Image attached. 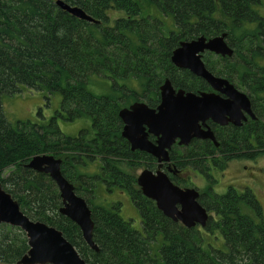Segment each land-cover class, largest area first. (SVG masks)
Wrapping results in <instances>:
<instances>
[{"label": "trees", "instance_id": "16d2710c", "mask_svg": "<svg viewBox=\"0 0 264 264\" xmlns=\"http://www.w3.org/2000/svg\"><path fill=\"white\" fill-rule=\"evenodd\" d=\"M55 1L0 0L1 187L31 221L60 231L87 264H264V208L252 191L238 194L230 187L223 195L204 196L209 212L205 227L187 229L166 218L153 201L142 195L134 177L124 174L126 178L117 182L133 200L140 227L136 229L119 213L98 208L85 196L94 223L93 241L98 246V252H94L84 242L80 229L59 214L61 201L55 183L48 175L26 167L35 155H57L53 140L60 134L57 119L64 116L62 112L71 121L95 116L101 127L104 122L108 131L118 135L119 110L135 97L130 82L155 83L156 91L168 79L176 90L205 91L202 79L170 62L181 42L200 36L226 33L233 56L212 59L207 54L203 56L206 68L230 83H241L253 96L264 99V17L255 10L261 1L61 0L80 8L99 24L70 16ZM144 7L161 13L171 25L167 28L151 13L144 17ZM112 11L123 12L125 17L109 26L108 13ZM97 75L111 83L107 94L95 95L88 90ZM22 89L60 95V112L43 119L38 110L39 123L10 124L2 99ZM117 91L130 94H123L117 101ZM257 106L264 112V101ZM259 117L249 129L251 160L264 151V123ZM246 134L245 130L244 138L238 140L243 152L248 146ZM228 154L229 158L217 159L213 153H179L173 154L172 160L190 159L213 183L215 169L224 171L232 159ZM248 154H235L234 159ZM132 167L136 166L128 168ZM110 172L114 180L119 178L115 170ZM87 190L77 189L81 196ZM28 249L20 229L0 224L1 264H16Z\"/></svg>", "mask_w": 264, "mask_h": 264}, {"label": "water", "instance_id": "95a60500", "mask_svg": "<svg viewBox=\"0 0 264 264\" xmlns=\"http://www.w3.org/2000/svg\"><path fill=\"white\" fill-rule=\"evenodd\" d=\"M55 5L74 18L97 24L78 7L69 6L61 0H56ZM225 39L226 34H222L209 40L199 37L181 42L173 50L170 62L177 69L187 70L202 79L227 99L215 94L197 95L183 89L175 90L166 79L160 86V104L156 111L144 104H134L118 113L125 124L122 137L131 144L132 150L146 152L162 163L168 160L166 149L176 140H179V145H187L193 138L215 142L213 133L201 130L199 123L212 120L222 126L229 122L240 125L241 107L253 117L246 96L236 91L226 79L214 76L202 60L204 52L231 58L233 50ZM135 124L138 128H135ZM149 134L158 137L157 145L147 141ZM60 163L52 155L39 154L33 156L27 166L32 171L48 175L55 183L62 199L59 213L72 221L80 229L86 245L98 252V246L93 241L91 211L85 200L74 193L73 186L61 175ZM137 185L142 195L153 201L166 218L188 229L196 225L205 227L208 212L197 204L198 194L194 190L176 187L161 171L154 174L144 170L137 178ZM176 205H180L181 210H177ZM0 224L18 227L25 234L29 250L17 264H87L60 231L44 223L33 222L24 215L18 203L1 185Z\"/></svg>", "mask_w": 264, "mask_h": 264}, {"label": "flooded vegetation", "instance_id": "af4514ba", "mask_svg": "<svg viewBox=\"0 0 264 264\" xmlns=\"http://www.w3.org/2000/svg\"><path fill=\"white\" fill-rule=\"evenodd\" d=\"M224 34H226V33H224ZM200 37H204V36H200ZM197 38H199V37H197ZM197 38H195V39H197ZM195 39H191L189 41H192ZM207 40H209V39H207ZM204 54H209V52H204ZM214 76H216V75H214ZM216 77L223 78L220 76H216ZM223 79H225V78H223ZM204 83L207 86L206 90L205 91H196L194 94H197V95L202 94V93H204V94H215V95H218L222 99H227L226 96L222 94V92L212 90V88L209 87V85L205 81H204ZM230 84L234 87V89L236 91H238L239 93L246 96V98L249 101V105H250L249 109H250V112L253 115V117L245 109H243L241 107L240 113H241L242 118L240 119V123H241L240 125H235L232 122H229L228 124L222 126V125H219V124H217L211 120L206 121L205 124L199 123L201 126V130H203V131H206L208 129L211 130V132L214 135L215 142L212 140H202V139L193 138L188 142L187 145H179V140H176L174 142V144L170 146V148L166 149L168 160L165 162L159 163L155 157H153L152 155H150L146 152H143L140 150H132L131 144L124 137H122V132H123V128H124L125 124L121 120L119 115H118L119 120H118V127H117L119 129H116V131H115V132L118 131V135L113 133L114 130L108 131V126L104 124L102 127L103 131L96 135L95 141L93 140V134L88 135V129L85 130L84 134L78 133L75 136H63L62 132L58 126V121L59 120L64 121V119L58 118L57 119V126H58V130L60 133L59 136L61 135L63 138H61V139L58 138L56 147H57L58 152L60 154L65 155V158L63 159L61 155L60 156L59 155L54 156L52 154H49V155H52L55 159L61 161V163H60L61 175L73 186L74 193L77 196L83 198L85 200L86 204H87V201L85 199V196L90 197L93 200L94 205L97 206L98 208L104 207L106 209H109L113 213H120V210H122V208H121L122 203L121 202H118L116 204L112 203L110 201H107V199H105V200L101 199L100 194H99L100 189H101L102 193L109 194L113 191V189L118 187L115 190H120L121 193L123 192L129 197V194L123 188L122 184H118V182H117L118 178L115 179V181H112L113 175L110 172V170H112V169H110L109 161H108V159L111 158L113 161H116V165L121 161L122 163H124L127 166V168L129 166L138 167V169L141 170L139 174H141L144 170H148L154 174L158 171L163 172L168 177L170 182L173 185H175L176 187H178L182 190H186V189L194 190L198 194V197L196 199L197 204L199 206H201L202 208L206 209L204 206L202 198L208 194L223 195L226 192H228V188H230V187L233 191H235L238 194L243 193V192H240L237 188H235L233 186V184L237 181H233V183H231V185H229L226 188L225 192L222 194L214 192L213 187H216L219 185L218 178L220 176L223 177V175L226 174L225 172L227 171V169H228V167L232 161H237V162H242V163H256L260 157L264 156L263 150H262V152H260L261 154H259L255 160H251L249 158L250 154H248L252 150L251 132L249 133V129H251L252 123L255 122L259 116H260L259 120L264 123V112L261 113L260 109L257 106V104H260L261 102H263L264 99H259L260 97L257 98L255 96H253L252 91L248 87L241 85V83H239L240 85L233 84V83H230ZM160 86H159L158 90L154 91L153 95L151 96V97L154 96V98L148 97L145 94H142V95L135 94V97L131 100L130 104L126 107L121 108V109L129 108L131 105H134V104H144L150 110L156 111L157 107L160 104ZM190 93H193V92H190ZM58 112H60V108H59ZM226 117H229V116H226ZM67 120L69 123H71L73 121V120L72 121L69 120L68 118H67ZM91 124H92V122H90V125ZM135 128H138L137 124H135ZM245 130L248 132V134H246L248 146H247V148L244 147V149H246V150H245V152H243L241 150L242 145L240 143H238V140L239 139L242 140L244 138V131ZM230 135H232L231 139L229 137ZM147 141L153 145H157L158 137L153 135V134H149L147 136ZM232 142L234 143V145L232 144ZM92 143L95 144V150L96 151L98 150V155L92 154L93 150L90 146V144H92ZM223 143H226V144H223ZM235 144H237V145H235ZM240 150H241V152H240ZM189 152L196 153V154L213 153L214 155L212 157L217 158V159L229 158L230 155L228 153L230 152V154H232L231 155L232 159H230V161L228 162V165L224 171H219V170L215 169V172H213L215 182L211 183L207 180L206 176L202 173V170L199 167H196L195 163L189 162L190 159H185V160L179 159L176 162L172 160L173 154L181 153V154L186 155V153H189ZM238 153H244V154H248V155H246L242 158H239L238 160L234 159L235 154H238ZM43 154H48V153H43ZM185 155L183 157H185ZM95 160L97 163H94ZM96 164H98L97 170H99V173H94L91 175H85V174L81 173L79 170L77 171L78 167L81 165L84 166V168L88 167L89 165H92V167L95 168ZM242 169L245 171V170H248L249 167L247 165H244L242 167ZM94 171H96V170H94ZM107 171H108L109 177L106 174ZM190 172H193V173L197 174L198 176H201L204 179V181L207 184H205V185L203 184V186H204L203 189H201L200 186L196 185L195 183L191 182V180L188 177ZM248 175L250 177H252L253 171H249ZM67 176L69 177V179H67ZM242 176L244 177V179L246 178L245 174ZM87 178L91 179L90 180L91 187L87 190L86 194H85V192H83L82 193L83 196H81V195H79L77 189H80V191H83V189H85L84 181ZM235 178H237V177H231V179H235ZM251 179H255V175ZM135 184L137 185V178H136ZM111 187H113V188H111ZM137 187H138V185H137ZM246 190H250L248 185H245L244 191H246ZM93 192L95 194H93L91 197V194ZM59 196H60V194H59ZM60 201H61V206H62V199L61 198H60ZM87 206H88V204H87ZM88 208H89V206H88ZM176 208H177V210H181L180 205H176ZM90 211H91V209H90Z\"/></svg>", "mask_w": 264, "mask_h": 264}, {"label": "rangeland", "instance_id": "374dc122", "mask_svg": "<svg viewBox=\"0 0 264 264\" xmlns=\"http://www.w3.org/2000/svg\"><path fill=\"white\" fill-rule=\"evenodd\" d=\"M260 1H261L260 6L256 7L255 10L258 11V13L264 17V0H260ZM142 3H145V1H143ZM143 10H144L143 11L144 17L151 13V15L163 20L164 23H166V27L167 25L169 26L171 25V22L166 18L164 19L161 13L156 12L154 10L147 11V7H144ZM108 15L110 18L109 26H112L113 21L125 17L123 12L112 11V12H109ZM214 37H218V36H214ZM214 37H205V38L212 39ZM225 41L227 43V39H225ZM185 42H189V41H185ZM205 55L207 54H204L203 56ZM216 57H219V56L211 54L212 59H215ZM261 66L264 67V61L262 62ZM120 84H121L120 86H122V84L124 83H120ZM110 85L111 83L104 76L97 75L91 80V83L88 86V90L91 91L95 95H104L109 92L110 89L108 88V86ZM128 85L131 88V91L129 90L130 92H134L135 94H139V95L145 94L148 97H151L153 95L155 91V86H157V84L155 85V83H143L142 81L130 82ZM116 93H117L116 95L118 96V98L116 99L117 101L120 100L119 98H121L123 94L125 93L130 94L127 91L123 93H121V91H117ZM60 103H61V97L58 94L50 96L45 91L28 90V89H22L20 93L15 94L14 96H10V97L5 96L2 99V107H3L5 117L7 121L12 125H15L17 122L39 123V121H37V118H38L37 111L38 110H41L43 119L44 118L48 119L54 116L58 112ZM62 114H64V116L60 117L59 119H64L65 122L59 120L58 126L63 136H75L78 133L84 134L85 130L88 129V135L93 134V140L95 141L96 135L102 132L103 130L102 129L103 126L101 127L100 126L101 124L99 125L98 123L99 118H97L96 120L95 116L94 117H81L69 123L67 120V114L63 112ZM90 122H92L91 125H90ZM102 124L104 125V122ZM99 127H101V131ZM58 138L61 139L63 137L61 135L60 136L58 135L53 141L54 142L56 141L57 143ZM90 146L93 150L92 154L98 155V150L97 151L95 150V144L92 143L90 144ZM58 155L59 156L61 155L63 159L65 158L64 154L62 155L57 151V156ZM108 161H109L110 169L115 170L119 174L118 179L120 181L121 179L124 180L126 177L123 175L127 174V175H132L136 183V178H138V175L141 171L140 169H138V167L127 168V166L121 161L116 165V161H113L111 158H109ZM94 163H97L96 160ZM244 165H247L249 169L244 171L242 169ZM97 169H98V164H96L95 168H93L92 165H89L86 168H84V166L81 165L78 167L77 171L79 170L81 173L85 175H91L94 173H99V170ZM108 171L106 172V174L109 177ZM249 171H253L252 177L255 175V179H251L252 177L248 175ZM225 173L226 174L223 175V177L220 176L218 178L219 185L216 187H213L215 193H220V194L224 193L226 188L229 185H231L233 181H237L233 184V186L237 188L240 192H242L244 191L245 185H248L250 189L249 192L252 191V193L258 197L257 200H259L260 205L264 208V156L260 157L256 163H242V162L232 161ZM244 174L246 177L245 179L242 176ZM188 177L191 180V182L200 186L201 189H203L204 187L203 184L204 185L207 184L201 176H198L197 174L193 172H190ZM231 177H237V178L231 179ZM90 180L91 179L89 178L85 179V183H86L84 184L85 189H89L91 187ZM112 181H115V180L113 179ZM115 189H113V191L109 194L102 193L100 189L99 194H100L101 199H104V200L107 199V201H110L115 204L118 202H121L122 210H120L119 215L125 221H130L133 224V226L136 227V229H139L140 215L137 209L135 208V204L133 200L130 197H128L125 193L123 192L121 193L120 190H115Z\"/></svg>", "mask_w": 264, "mask_h": 264}, {"label": "bare ground", "instance_id": "6f19581e", "mask_svg": "<svg viewBox=\"0 0 264 264\" xmlns=\"http://www.w3.org/2000/svg\"><path fill=\"white\" fill-rule=\"evenodd\" d=\"M77 19V18H76ZM94 20V19H93ZM89 23V22H88ZM97 24H99V22H97ZM208 121V120H207ZM212 121V120H211ZM206 122V121H205ZM208 130H210V129H208ZM207 131V130H206ZM211 131V130H210ZM29 163V162H28ZM28 165V164H27ZM26 165V167L28 168V169H30L28 166ZM163 173V172H162ZM164 174V173H163ZM168 178V177H167ZM169 180V179H168ZM170 181V180H169ZM59 192V191H58ZM34 222V221H33ZM9 226V225H8ZM12 227V226H11ZM15 228H18V227H15ZM18 229H20V228H18ZM21 230V229H20ZM22 231V230H21ZM23 232V231H22Z\"/></svg>", "mask_w": 264, "mask_h": 264}]
</instances>
